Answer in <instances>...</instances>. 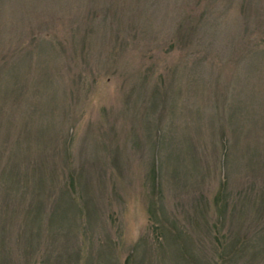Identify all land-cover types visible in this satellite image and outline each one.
<instances>
[{
  "label": "rangeland",
  "instance_id": "obj_1",
  "mask_svg": "<svg viewBox=\"0 0 264 264\" xmlns=\"http://www.w3.org/2000/svg\"><path fill=\"white\" fill-rule=\"evenodd\" d=\"M0 264H264V0H0Z\"/></svg>",
  "mask_w": 264,
  "mask_h": 264
}]
</instances>
